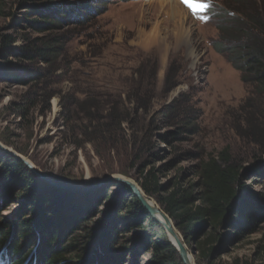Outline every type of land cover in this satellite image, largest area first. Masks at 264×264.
<instances>
[{"label":"rangeland","instance_id":"rangeland-1","mask_svg":"<svg viewBox=\"0 0 264 264\" xmlns=\"http://www.w3.org/2000/svg\"><path fill=\"white\" fill-rule=\"evenodd\" d=\"M168 1L0 0V170L10 158L24 164L0 182L1 218H22L25 210L31 212L26 200L44 195L54 207L85 217L83 234L113 219L120 228V238L112 243L118 264H158L153 232L134 227L126 209L119 210L132 189L117 178L142 190L143 175L153 171L162 188L173 190L180 182L197 193L200 163L227 150L241 166L237 186L245 212L252 204L264 205L259 174L264 152L239 132L251 111L264 120V99L214 46L224 41L226 27L219 10L229 19H242L246 8L253 12L264 0H208L207 22L194 18L179 0L176 16ZM71 3L90 10L69 13L65 6ZM60 8L54 29L39 31L32 24L43 12L57 14ZM181 22L187 33L180 38ZM156 28L165 34V45L154 37ZM54 40L57 50L50 57L20 56L24 47ZM87 99L94 100L89 102L92 117L101 120L115 105L120 116L129 113L128 119L121 126L105 119L90 123L81 110L88 107ZM26 171L29 187L22 177ZM48 179L86 187H61ZM144 194L163 210L159 194ZM170 219L193 264H264L263 219L232 214L221 228L200 223L188 235ZM123 220L126 230L119 226ZM210 239L213 252L204 258L200 246L207 250ZM98 242L94 237L93 246Z\"/></svg>","mask_w":264,"mask_h":264},{"label":"trees","instance_id":"trees-1","mask_svg":"<svg viewBox=\"0 0 264 264\" xmlns=\"http://www.w3.org/2000/svg\"><path fill=\"white\" fill-rule=\"evenodd\" d=\"M31 2L32 0H21L23 4ZM255 7L256 10L249 13L246 9L250 8H246L242 19H229L225 15L226 10H219V14L224 16L222 23L226 24V27L222 28L224 41L215 42L214 46L219 53H226L230 61L239 68L245 83L251 85L257 97L264 99V3L256 4ZM65 8L70 11L69 13L78 10L81 15L87 14L90 10L84 5L77 7L72 3ZM60 10L62 8L58 9L57 14L43 12L41 18L31 22L35 27H39V31L52 30L59 23ZM227 27H233V30L227 31ZM54 45L56 40L52 45L24 47L20 56L28 60L38 56L50 57L53 55L52 52L57 50V46ZM91 101L94 100L83 101L88 107L80 105L81 110L86 114L85 119L90 123L96 119L99 121L105 119L110 122L117 121L121 126V123L128 119L129 113L120 116L115 105L111 106L101 120L92 117V105L89 104ZM260 113L264 116V110ZM245 118L246 125L239 130L240 135L264 152V120L258 119L256 111L247 113ZM227 151L200 163L202 189L197 193H194L196 191L193 190L194 186L191 189L184 187L180 182L173 190L164 189L153 171L149 175H143L140 185L144 193L159 194L158 201L164 212L176 222L185 235L200 223H209L214 229L221 228L232 214L234 216L244 214L250 219L260 218L264 221V205L252 204L249 211L245 212L244 200L241 199L242 190L237 186L241 166L233 162ZM23 168L24 164L20 159L10 158L7 166L0 170V182L10 179L15 170ZM259 174L264 180V169ZM27 175H29L28 171L22 177L26 178V186L29 187L32 180H29L31 176L27 180ZM43 196L26 200L31 212L25 210L20 219L8 221L0 217V256L5 264H118L112 243L120 238V228L113 223V219L107 218L103 223H99L97 231L87 228L83 234L85 217H77L64 209L54 207L52 201L46 200ZM262 196L264 204V193ZM122 203L119 210L126 209L131 221L137 225L134 227H145L153 232L152 240L160 250L157 257L158 264H185L180 252L168 241L166 227L147 211L133 191L123 197ZM122 223L119 226L126 230V220ZM65 232L69 233L68 239L65 238ZM96 236L102 244L98 242L95 247L92 241ZM213 243L214 241L210 239L207 250H203V245L200 246L204 258L211 256Z\"/></svg>","mask_w":264,"mask_h":264},{"label":"water","instance_id":"water-1","mask_svg":"<svg viewBox=\"0 0 264 264\" xmlns=\"http://www.w3.org/2000/svg\"><path fill=\"white\" fill-rule=\"evenodd\" d=\"M32 170H34L36 173L40 174L36 169H34L32 167ZM51 183L61 186V187H70V188H74V189H84L86 186L83 185H69L66 183H62V182H58V181H54L51 179H48ZM108 180V178H105L101 181H106ZM118 181L120 182H124L127 183L129 185V187L132 189V191L134 192V194L136 195V197L142 202V204L144 205V207L147 209V211L155 218L157 219L159 222H161L174 236L177 244H178V250L181 253V256L184 260V262L186 264H190L187 256L188 253L185 251L186 249L184 248V246L182 245L181 241L179 240V238L177 237V235L175 234L173 228H172V220L170 219V217L168 216V214H166L160 207L158 206H153L152 204L149 203V199L146 197V195L143 193V191L133 182H130L129 180H126L124 178H117ZM97 183H94L93 186H96ZM88 186H92V185H88Z\"/></svg>","mask_w":264,"mask_h":264},{"label":"bare ground","instance_id":"bare-ground-1","mask_svg":"<svg viewBox=\"0 0 264 264\" xmlns=\"http://www.w3.org/2000/svg\"><path fill=\"white\" fill-rule=\"evenodd\" d=\"M177 3H178V2H177L176 0H169V1H168V4L172 6V9H173V12H174L175 15H176V11H177V10H176L177 8H175L176 5H177ZM177 15H178V14H177ZM177 15H176V16H177ZM181 25H182V26H179V28H178V30H177V32H176L177 37H180V38L182 37V35H185V34L187 33V29L185 28L183 22H181ZM154 32H155L154 37L157 38V39H159V43L165 45V44H164V40H165V38H166V37H165V34L162 33L161 35H159L161 32L158 30V28H156ZM149 203L152 204L153 206L156 205L155 202H154L153 200H151V199H149ZM156 206H157V205H156ZM178 238H179V237H178ZM187 259H188V261H189L190 264H193V263H192L193 260H191L192 258H191L190 256H187Z\"/></svg>","mask_w":264,"mask_h":264},{"label":"snow or ice","instance_id":"snow-or-ice-1","mask_svg":"<svg viewBox=\"0 0 264 264\" xmlns=\"http://www.w3.org/2000/svg\"><path fill=\"white\" fill-rule=\"evenodd\" d=\"M180 3L188 7L193 14V17L196 19H202L204 22H207L209 17L206 15L207 10L211 7L208 3V0H204L203 3H194L193 0H180ZM198 12H204L205 15L199 16L197 15Z\"/></svg>","mask_w":264,"mask_h":264}]
</instances>
